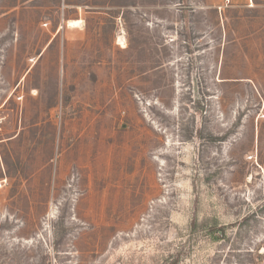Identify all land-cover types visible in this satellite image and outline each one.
I'll use <instances>...</instances> for the list:
<instances>
[{
    "label": "rangeland",
    "instance_id": "374dc122",
    "mask_svg": "<svg viewBox=\"0 0 264 264\" xmlns=\"http://www.w3.org/2000/svg\"><path fill=\"white\" fill-rule=\"evenodd\" d=\"M2 180L0 264H264V0H0Z\"/></svg>",
    "mask_w": 264,
    "mask_h": 264
},
{
    "label": "built area",
    "instance_id": "2783aa9c",
    "mask_svg": "<svg viewBox=\"0 0 264 264\" xmlns=\"http://www.w3.org/2000/svg\"><path fill=\"white\" fill-rule=\"evenodd\" d=\"M4 186V180L0 181V188Z\"/></svg>",
    "mask_w": 264,
    "mask_h": 264
},
{
    "label": "bare ground",
    "instance_id": "6f19581e",
    "mask_svg": "<svg viewBox=\"0 0 264 264\" xmlns=\"http://www.w3.org/2000/svg\"><path fill=\"white\" fill-rule=\"evenodd\" d=\"M76 22H78V21H74V22H72V23H76ZM72 23H70V24H72Z\"/></svg>",
    "mask_w": 264,
    "mask_h": 264
}]
</instances>
